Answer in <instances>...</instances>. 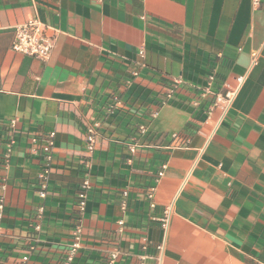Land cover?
I'll return each instance as SVG.
<instances>
[{"label": "crops", "instance_id": "1", "mask_svg": "<svg viewBox=\"0 0 264 264\" xmlns=\"http://www.w3.org/2000/svg\"><path fill=\"white\" fill-rule=\"evenodd\" d=\"M35 18L47 60L13 50ZM0 204V264L77 227L69 264H264V0H0Z\"/></svg>", "mask_w": 264, "mask_h": 264}, {"label": "built area", "instance_id": "2", "mask_svg": "<svg viewBox=\"0 0 264 264\" xmlns=\"http://www.w3.org/2000/svg\"><path fill=\"white\" fill-rule=\"evenodd\" d=\"M259 2L260 0H255L256 4H258ZM54 40L55 37L51 32L50 28H48L40 20L35 18L29 20L28 22H26L21 26H18L15 29V40L13 43V50L25 56L36 57L42 60H47L50 57L51 52L53 50ZM258 56H259L258 53L252 54L253 64L257 61ZM244 80L245 77L237 78L238 85L240 86L244 82ZM236 92L237 89L229 91L225 96L217 95L215 98L214 106L221 108L223 112L226 111L233 103ZM171 96H172V92L168 94L169 98ZM154 116L155 117L158 116V113H155ZM51 137H54V134H51ZM88 142H89V150L92 151L95 147V137L92 131L89 132ZM52 146H53V142L50 141L43 148V151L47 154L46 159L48 163L52 160V155H51ZM49 173H50V167L47 166L44 173L40 176V178L44 180V183L40 190L41 198H45L47 196L48 181L46 178ZM90 185L91 184L89 180H85L82 185V190L79 194V207L82 211L85 208L87 191L90 188ZM3 208L4 206L0 204V221L3 217ZM123 208L125 209V205H123ZM120 224L123 225V222H120ZM167 224H168V216L164 219L165 229L167 228ZM1 232H2V228L0 226V234ZM81 247H82V228L77 227L73 232V242L68 250L65 264H69L70 262L73 261V259L76 257ZM162 249H163V245L159 247L160 251ZM113 259H115V256H113ZM27 261H28V257H24L22 259V264H25Z\"/></svg>", "mask_w": 264, "mask_h": 264}]
</instances>
